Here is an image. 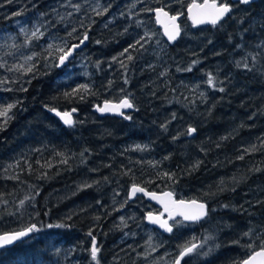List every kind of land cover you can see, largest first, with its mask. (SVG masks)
Returning a JSON list of instances; mask_svg holds the SVG:
<instances>
[{
  "label": "trees",
  "instance_id": "obj_1",
  "mask_svg": "<svg viewBox=\"0 0 264 264\" xmlns=\"http://www.w3.org/2000/svg\"><path fill=\"white\" fill-rule=\"evenodd\" d=\"M94 1L0 0V110L15 105L0 116V232L40 229L1 248L0 264H172L194 242L181 264H240L264 240V0H226L232 11L216 25L183 15L171 42L148 9L185 13L191 0ZM85 34L56 67L59 49ZM127 94L134 107L122 116L91 110ZM134 183L202 200L208 215L160 232L144 222L155 206L141 195L129 217Z\"/></svg>",
  "mask_w": 264,
  "mask_h": 264
},
{
  "label": "snow or ice",
  "instance_id": "obj_2",
  "mask_svg": "<svg viewBox=\"0 0 264 264\" xmlns=\"http://www.w3.org/2000/svg\"><path fill=\"white\" fill-rule=\"evenodd\" d=\"M241 4H248L250 0H238ZM77 10L79 9V5L75 6ZM165 7H158L156 9H148V11L154 12L156 16V21L159 24H162L164 27V35L167 37L168 41H175L181 34V27L180 24L177 22L179 18L183 15H185L184 12H176L175 15H170L168 11H165ZM104 11H107L105 9ZM232 11V5L226 0H204L203 3H197V0H192V3L188 4L187 7V16L191 20L193 25H200L203 23H211L212 25H216L218 22H220L227 14H229ZM102 13H97V15H100ZM21 31H24L21 29ZM75 31V29L73 30ZM39 32V29L32 32V37H37V33ZM40 36L43 35V33H39ZM148 33H145L144 36L140 37V40H137L134 44L129 45L128 48L124 49V52L120 53L121 56H123L125 53H128L129 48H135L136 45H140L141 41L145 40V37L148 36ZM150 38V37H149ZM87 34L84 36V40H87ZM84 41L81 40V44ZM49 48L52 47V45L48 46ZM79 47V45H73L71 48H69L67 51H65L63 48L59 49V52L62 54L59 56V63L63 64L64 61L72 55L73 50ZM27 59L31 60L32 57H28ZM116 57H113V60H115ZM128 60H132L133 57L131 55L127 56ZM255 59V57H253ZM197 63L196 61H193V64ZM245 68H248L247 63L243 65ZM32 69L29 68L28 71H31ZM188 70H191L190 68ZM163 75V73H162ZM214 77L209 73L207 83L210 86H215L214 84ZM127 83V81H125ZM111 83V82H109ZM81 88L87 90V85H81ZM224 89L221 88L220 91H223ZM77 89H74L73 92H76ZM68 95L67 93L65 94ZM83 98V97H81ZM15 105L9 104L7 107L3 108V110H0V116L7 117L8 111L12 109ZM97 110L101 113L104 112H117L120 115H124V113L121 111L122 109H129L133 108L134 105L127 97H124L120 100L119 103H111L109 101H104L103 107L97 105ZM53 112H56L58 116L61 117V119L64 121L67 125H72L73 120L71 118V113L69 112H58L56 109H50ZM73 112L76 111V109L72 110ZM130 119L131 117H126ZM173 118H175V114H173ZM162 127H165L162 125ZM188 134H192L196 131L195 128H189ZM137 148H141L140 145H137ZM142 150V149H141ZM243 159V157H240ZM65 163L67 161H64ZM167 176L168 174L165 173ZM88 185H85L87 187ZM137 193H143L146 196H150L153 200L159 201L164 206V213H167L168 218L164 219V213H160L159 215H154L152 212H149L147 214V219L153 224H158L161 228H163L167 232L173 231V225L169 223V220H172L175 224H180L181 221L176 220L177 216H180L185 221H199L202 218L206 217L208 215L207 205L205 203H198L197 201H184V200H175L172 198L171 192H166L163 194V196H158L155 192H147L145 188L133 184L131 187V190L128 194V198L131 199L137 195ZM25 199H28L26 197ZM24 200L20 201V205L22 206L24 204ZM6 203V202H5ZM123 206V205H122ZM227 207V205H225ZM98 219V217H97ZM121 220H123V217H121ZM58 227H63L64 225H57ZM49 228L53 227V225H48ZM40 229L37 227L36 224H31L28 227L20 230L15 231L11 233H5L3 235H0V248L10 245L14 243L17 240H21L24 237L29 236L30 233L39 231ZM251 234V231L244 233V235L248 236ZM89 236L92 235L91 231L88 233ZM248 247H253V245H248ZM197 248L196 244H191L190 246L183 247L182 251L179 254V257L175 261V264H180L181 259L185 257L186 255L192 253ZM259 251H253L252 255H250L247 259L243 260L241 264H264V240L261 241L259 246ZM100 249L96 246V238L92 237V247H91V258L93 260H97V254L99 253ZM98 264V261H97Z\"/></svg>",
  "mask_w": 264,
  "mask_h": 264
},
{
  "label": "water",
  "instance_id": "obj_3",
  "mask_svg": "<svg viewBox=\"0 0 264 264\" xmlns=\"http://www.w3.org/2000/svg\"><path fill=\"white\" fill-rule=\"evenodd\" d=\"M231 1H234V0H231ZM238 1V0H237ZM251 1H254V0H250V2ZM204 2V0H197V3H203ZM209 2H211V0H209ZM190 3H192V0L188 3V4H190ZM188 4L186 5V7H185V16H186V19L188 20V22L192 25V26H200V25H206V24H211V23H203V24H200V25H193L192 24V22H191V20L188 18V16H187V7H188ZM158 7H161V6H154V7H152V9H156V8H158ZM165 11H168V10H166L165 9ZM169 12V11H168ZM152 13V18H153V20H154V23H155V25L159 28V31H160V33H161V35L164 37V39L165 40H167L168 41V39H167V37L164 35V27H163V25L162 24H159V23H157V21H156V16H155V13L154 12H151ZM169 14L170 15H175L176 13H170L169 12ZM178 23H179V21H177ZM81 40H83L84 42L81 44ZM85 42H86V40H84V37H82L81 39H79L78 41H76V42H73V43H71L67 48H66V50L65 51H67L69 48H71L73 45H79V47H76L74 50H73V52H72V55H73V53L77 50V49H79L80 47H82L84 44H85ZM171 42V41H170ZM62 54V53H61ZM60 54V55H61ZM59 55V56H60ZM71 55V56H72ZM59 56H58V58H57V60H56V67H61V66H63L65 63H66V61H67V59L69 58V57H71V56H69L65 61H64V63L63 64H60L59 63ZM124 97H127V96H121V97H119L118 99H115V100H110V99H104V100H101L99 103H94L92 106H91V110L92 111H94L97 115H99V116H103V115H114V116H117V117H119V116H122V115H120L119 113H117V112H104V113H101L100 111H98L97 110V105H99V106H101V107H103V105H104V101H109V102H111V103H114V104H116V103H119L120 102V100L121 99H123ZM128 98V97H127ZM129 99V98H128ZM130 100V99H129ZM131 108H129V109H122L121 111L123 112V113H125V112H128L129 110H130ZM58 112H61V113H64V112H69V111H62V110H57ZM51 113H53L59 120H60V122L61 123H63V124H65L64 123V121L61 119V117L60 116H58L57 114H56V112H53V111H51ZM70 113V112H69ZM72 118V117H71ZM132 185L133 184H131V185H129L128 186V188H127V198H128V194H129V192H130V190H131V187H132ZM140 186V185H139ZM142 187V186H141ZM144 188V187H143ZM146 189V188H145ZM146 191L147 192H155L158 196H163V194L164 193H166V192H171L170 190H168V189H164V190H148V189H146ZM172 193V192H171ZM138 194H140V195H142L143 196V198L145 199V200H147V201H150V202H152V203H154L155 205H157L158 207H159V209H160V212H153V211H145L144 212V214H143V220H144V222L146 223V224H148V225H150V226H152V227H154V228H156L157 230H159V231H161V232H164V233H168L167 231H165L163 228H161L158 224H153V223H151L150 221H148V219H147V214L149 213V212H152L154 215H159L160 213H164V206L159 202V201H157V200H153L150 196H146V195H144L143 193H137V195ZM172 198L173 199H175V200H177V201H179V200H184V201H193V200H195V201H197L198 203H205L204 201H202V200H199V199H195V198H189V199H186V198H181V197H175L174 195H173V193H172ZM129 199V198H128ZM206 204V203H205ZM164 219H167L168 218V216H167V213H164V217H163ZM176 218H179V219H181L182 221H184V222H197V221H185V220H183V218L182 217H180V216H177ZM171 222H172V220H169V223L171 224ZM24 228H26V227H24ZM24 228H20V229H15V230H7V231H2V232H0V235H3V234H5V233H11V232H15V231H20V230H22V229H24ZM25 238V237H24ZM23 239V238H22ZM18 241V240H17ZM16 242V241H15ZM14 242V243H15ZM13 244V243H12ZM12 244H10V245H12ZM191 244H193V243H191ZM190 244V245H191ZM194 244H197L196 242H194ZM10 245H6V246H4V247H8V246H10ZM190 245H187V246H190ZM4 247H2V248H4ZM92 247V240H91V244H90V248ZM1 249V248H0ZM183 249V248H182ZM182 249L178 252V254L175 256V258L173 259V261H172V264H175V261L177 260V258L179 257V254H180V252L182 251ZM260 249L259 248H256V249H254V250H252L251 252H249L242 260H241V262L243 261V260H245V259H247L250 255H252V253H253V251H259ZM241 262H240V264H241ZM180 264H181V262H180Z\"/></svg>",
  "mask_w": 264,
  "mask_h": 264
},
{
  "label": "rangeland",
  "instance_id": "obj_4",
  "mask_svg": "<svg viewBox=\"0 0 264 264\" xmlns=\"http://www.w3.org/2000/svg\"><path fill=\"white\" fill-rule=\"evenodd\" d=\"M133 1H138V0H133ZM97 2H98V0H95L94 2H92L90 5H89V7H90V9H94V10H98V7H96V5H97ZM98 3H100V2H98ZM86 4H87V2H86ZM85 4V5H86ZM13 52L15 53V54H17L18 53V51H17V49H13ZM12 59H13V57H12ZM6 61V59L5 60H3V62H5ZM2 67L4 66L3 64L1 65ZM6 67V65L4 66V68ZM16 67L17 68H19V66L18 65H16ZM10 69V68H9ZM22 70H20V71H14L16 74H14L13 76L11 75V77L9 78V80H10V82H12V81H14L15 83V86L14 85H10V87L13 89V88H16L17 86H19V88H21V87H23V86H20V84H21V81H22V78H21V76H23L20 72H21ZM4 76H6V74L4 73ZM24 78L26 79L27 77H25L24 76ZM6 80V78H2V76L0 77V82L1 81H5ZM18 88V87H17ZM123 96V95H122ZM124 96H127L128 98H129V95L127 94V95H124ZM120 97V96H119ZM130 99V98H129ZM131 100V99H130ZM114 202V201H113ZM141 203V204H140ZM131 204V205H130ZM129 205H130V209H129V217H131V218H133L132 216H131V213H132V211H133V208L134 207H140L141 205H142V202H140L137 198H135V200L133 201V200H130V202H129ZM142 207V206H141ZM144 207V206H143ZM121 217H122V213H119V215H118V219H121ZM128 219V218H127ZM122 221V220H121Z\"/></svg>",
  "mask_w": 264,
  "mask_h": 264
},
{
  "label": "flooded vegetation",
  "instance_id": "obj_5",
  "mask_svg": "<svg viewBox=\"0 0 264 264\" xmlns=\"http://www.w3.org/2000/svg\"><path fill=\"white\" fill-rule=\"evenodd\" d=\"M140 194H138V195H136L135 197H133V198H131V199H128L127 198V200L130 202V200H135V198H137L138 196H139ZM142 196V195H141ZM126 197H127V193H126ZM143 197V196H142ZM147 201V200H146ZM128 202V203H129ZM149 203H152V202H150V201H148ZM155 207H151L150 209H147V210H145V211H153V212H160V209H159V207L157 206V205H155L154 203H152ZM131 205V204H130Z\"/></svg>",
  "mask_w": 264,
  "mask_h": 264
},
{
  "label": "bare ground",
  "instance_id": "obj_6",
  "mask_svg": "<svg viewBox=\"0 0 264 264\" xmlns=\"http://www.w3.org/2000/svg\"><path fill=\"white\" fill-rule=\"evenodd\" d=\"M180 37V36H179ZM62 68V67H61ZM133 109V108H132ZM97 115V114H96ZM115 117V116H114ZM103 118V117H102ZM207 217V216H206ZM178 220V219H177ZM173 223V222H172ZM185 223V222H184ZM154 228V227H153ZM161 232V231H160ZM30 235V234H29ZM26 238V237H25ZM24 239V238H23ZM22 240V239H21ZM98 243V242H97ZM15 245V244H14ZM2 250V249H1Z\"/></svg>",
  "mask_w": 264,
  "mask_h": 264
}]
</instances>
